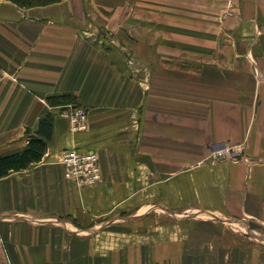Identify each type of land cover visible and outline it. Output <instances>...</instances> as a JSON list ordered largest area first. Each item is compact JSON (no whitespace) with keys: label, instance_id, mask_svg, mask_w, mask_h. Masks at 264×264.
<instances>
[{"label":"crops","instance_id":"crops-1","mask_svg":"<svg viewBox=\"0 0 264 264\" xmlns=\"http://www.w3.org/2000/svg\"><path fill=\"white\" fill-rule=\"evenodd\" d=\"M131 2L137 35L117 1L0 0V154L54 117L42 159L0 178V264H264V0ZM236 144L245 160L212 158ZM71 148L98 153L99 184L68 180Z\"/></svg>","mask_w":264,"mask_h":264},{"label":"built area","instance_id":"built-area-1","mask_svg":"<svg viewBox=\"0 0 264 264\" xmlns=\"http://www.w3.org/2000/svg\"><path fill=\"white\" fill-rule=\"evenodd\" d=\"M67 118L72 132L84 131L88 128V112L79 105L68 104L60 112ZM212 158L228 159L230 161L245 160L244 147L242 144L224 145L212 152ZM60 164L65 176L77 188L92 187L103 180L96 151L81 152L75 148L62 151Z\"/></svg>","mask_w":264,"mask_h":264},{"label":"trees","instance_id":"trees-1","mask_svg":"<svg viewBox=\"0 0 264 264\" xmlns=\"http://www.w3.org/2000/svg\"><path fill=\"white\" fill-rule=\"evenodd\" d=\"M20 6H41L60 0H9ZM49 106H65L68 104L77 105V98L72 94L50 95L46 97ZM54 117L48 113L38 122V127L34 133L26 131L28 146L19 152L1 155L0 154V178L13 171L27 168L32 163L42 159L46 151V143L52 136Z\"/></svg>","mask_w":264,"mask_h":264},{"label":"rangeland","instance_id":"rangeland-1","mask_svg":"<svg viewBox=\"0 0 264 264\" xmlns=\"http://www.w3.org/2000/svg\"><path fill=\"white\" fill-rule=\"evenodd\" d=\"M117 1V4L119 5L116 10H117V15H116V20H117V24H118V30L116 31V35H129L127 32V27H128V21L129 19H132L134 17H136L137 19V23L134 24V26H132V29L134 30L135 34L137 35V33H142L141 31L143 30L144 26H148V24H146V20H143V12L142 10H140L141 7H138L133 9V7L129 6L132 5V0H109L110 4H115ZM167 4L165 5L166 8L164 9H160L163 13H166V11H168L169 13H174L175 9L174 7V2L173 0H167ZM130 4H129V3ZM113 7H109L106 8L105 11H102V17L104 20H106V23L104 24L105 26L107 25V22H109L108 19L112 18V12L110 8H114ZM170 7V8H169ZM159 9H156L155 12L159 13L160 11ZM183 10H187L190 11V8H183ZM201 10V9H200ZM208 9H204V11H207ZM100 15V14H99ZM185 15V14H184ZM187 15H189V13H187ZM185 19V17H184ZM119 21V22H118ZM145 22V23H144ZM155 24V23H154ZM86 25L88 26L89 24L86 23ZM112 26V25H111ZM115 27V25H113ZM112 26V27H113ZM131 27V26H130ZM110 29V28H109ZM148 30V29H146ZM108 35H110L111 33H107ZM102 35H104V33H102ZM114 35V34H113ZM134 35V34H133ZM221 238V234L220 237H218V239Z\"/></svg>","mask_w":264,"mask_h":264}]
</instances>
